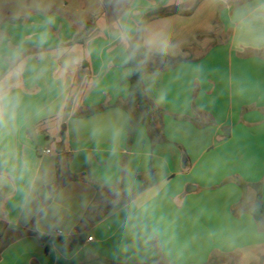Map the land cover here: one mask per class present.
<instances>
[{"label": "crops", "instance_id": "crops-1", "mask_svg": "<svg viewBox=\"0 0 264 264\" xmlns=\"http://www.w3.org/2000/svg\"><path fill=\"white\" fill-rule=\"evenodd\" d=\"M159 7L169 14L140 30L115 20L82 44L68 30L70 48L0 66L20 101L0 125V264L264 260V218L250 213L255 185L264 203V0H154L144 14ZM138 33L151 129L138 126L127 148Z\"/></svg>", "mask_w": 264, "mask_h": 264}, {"label": "rangeland", "instance_id": "rangeland-1", "mask_svg": "<svg viewBox=\"0 0 264 264\" xmlns=\"http://www.w3.org/2000/svg\"><path fill=\"white\" fill-rule=\"evenodd\" d=\"M154 0H0V66L14 67L19 60L29 56H54L64 48H70L64 41L68 30H78V35L84 34L86 41L109 22L116 29L129 28L133 21L142 19L145 7L151 6ZM94 25L85 31V24ZM120 29V30H121ZM8 42L18 46L9 49ZM87 43V42H85ZM76 49L77 45H72ZM81 55V47H78ZM81 49V50H80ZM76 52V51H73ZM20 53L15 62L3 59L4 55L14 56ZM4 61V62H3ZM71 68L63 70L60 81L65 86L68 79L76 73ZM37 89H35V93ZM34 93V92H33ZM52 93V92H51ZM54 94V93H52ZM74 92L67 89L63 94V107L69 105ZM49 97V94H48ZM130 111L133 112V109ZM119 200V199H118ZM0 260L2 261L3 256ZM251 250L245 251V258L211 255L208 264H256V258ZM5 262V258H4ZM252 262V263H251ZM29 264H36L30 261ZM264 264V260L260 261Z\"/></svg>", "mask_w": 264, "mask_h": 264}, {"label": "trees", "instance_id": "trees-1", "mask_svg": "<svg viewBox=\"0 0 264 264\" xmlns=\"http://www.w3.org/2000/svg\"><path fill=\"white\" fill-rule=\"evenodd\" d=\"M167 14H169V11L165 7H159L144 14L142 19L138 23V29L140 30L142 28L145 21L151 18L164 16ZM91 26L92 24L87 22L85 24V31L89 29ZM84 34L79 35L76 39H74L72 43L82 44L85 37ZM127 50L130 59L129 66L131 68V76L129 78V83H130L129 95L126 100V104L123 105V107L127 110L129 116V126H128V134H127V148H129L132 143L134 133L137 130L138 126H140L141 124H145L146 126H148V129H151L150 113L152 110V105L144 94V90L141 82V77L143 73L141 62L144 59V50L141 46L139 33L129 42ZM100 109L101 108H93L79 115H84V116L92 115L96 112H99ZM131 109H133V112L130 111ZM224 135L227 136V133H225ZM60 138H61L60 142L56 146V150L58 152L63 151V147H64L63 145L64 135L62 134ZM236 182L242 190H244L248 186V184L243 183L238 179H236ZM143 187L144 186H142V188ZM254 189L256 190V201L250 213L254 220L259 221L261 218H264V203H262L260 200L258 185H255ZM4 246L5 243H3V247Z\"/></svg>", "mask_w": 264, "mask_h": 264}, {"label": "clouds", "instance_id": "clouds-1", "mask_svg": "<svg viewBox=\"0 0 264 264\" xmlns=\"http://www.w3.org/2000/svg\"><path fill=\"white\" fill-rule=\"evenodd\" d=\"M19 97L11 96L3 82H0V125L5 123L10 109L18 106Z\"/></svg>", "mask_w": 264, "mask_h": 264}, {"label": "water", "instance_id": "water-1", "mask_svg": "<svg viewBox=\"0 0 264 264\" xmlns=\"http://www.w3.org/2000/svg\"><path fill=\"white\" fill-rule=\"evenodd\" d=\"M194 190V187L191 185H187L185 187V192L189 193ZM151 264H172L168 260L164 259L163 257L157 258L155 261H153Z\"/></svg>", "mask_w": 264, "mask_h": 264}, {"label": "built area", "instance_id": "built-area-1", "mask_svg": "<svg viewBox=\"0 0 264 264\" xmlns=\"http://www.w3.org/2000/svg\"><path fill=\"white\" fill-rule=\"evenodd\" d=\"M43 153H44V154H50V149H45V150L43 151ZM55 234H56V235H61V232H60V231H56ZM86 240H87V241H91V240H92V237L89 236V237L86 238Z\"/></svg>", "mask_w": 264, "mask_h": 264}]
</instances>
